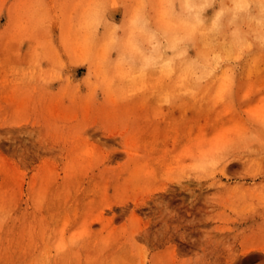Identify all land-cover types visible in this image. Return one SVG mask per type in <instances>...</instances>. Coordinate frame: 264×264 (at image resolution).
<instances>
[{
    "label": "rangeland",
    "instance_id": "rangeland-1",
    "mask_svg": "<svg viewBox=\"0 0 264 264\" xmlns=\"http://www.w3.org/2000/svg\"><path fill=\"white\" fill-rule=\"evenodd\" d=\"M170 4L0 0V264H264V51L180 96Z\"/></svg>",
    "mask_w": 264,
    "mask_h": 264
},
{
    "label": "clouds",
    "instance_id": "clouds-1",
    "mask_svg": "<svg viewBox=\"0 0 264 264\" xmlns=\"http://www.w3.org/2000/svg\"><path fill=\"white\" fill-rule=\"evenodd\" d=\"M173 11L187 19L189 33L206 35L210 41L222 43L225 38L236 51L258 48L264 51V0H170ZM145 67L172 69L184 85L179 95H189L206 78L214 75L219 63L213 58L197 59L196 47L187 35L137 34ZM175 97L160 100L162 107L171 106Z\"/></svg>",
    "mask_w": 264,
    "mask_h": 264
},
{
    "label": "bare ground",
    "instance_id": "bare-ground-1",
    "mask_svg": "<svg viewBox=\"0 0 264 264\" xmlns=\"http://www.w3.org/2000/svg\"><path fill=\"white\" fill-rule=\"evenodd\" d=\"M169 13L171 14L172 19L174 21L178 22L179 24L186 25V33L188 37L192 40L193 46L196 47V52L190 55H195L197 59H200V58L208 59L211 57L215 61H219L224 58H234L235 56L238 55L239 51H236L232 47V45L227 42V38H225L224 42L218 43V42L210 41L206 35H201L199 37L191 35L189 33V28L191 26L188 24L187 19L184 17L178 16L173 11L172 3L170 4V7H169ZM160 70L169 71L170 72L169 75L170 76L173 75L172 69L170 68L160 69ZM178 79H179V82H182L180 76ZM179 86H180V90H183L184 88L183 83H180ZM196 90L197 89H195V91ZM195 91L193 93H195Z\"/></svg>",
    "mask_w": 264,
    "mask_h": 264
}]
</instances>
